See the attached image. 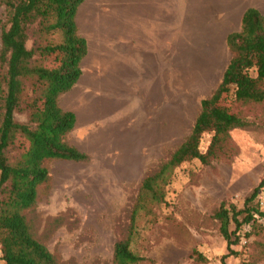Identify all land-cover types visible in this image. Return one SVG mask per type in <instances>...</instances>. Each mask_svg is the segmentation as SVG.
<instances>
[{"label": "rangeland", "instance_id": "1", "mask_svg": "<svg viewBox=\"0 0 264 264\" xmlns=\"http://www.w3.org/2000/svg\"><path fill=\"white\" fill-rule=\"evenodd\" d=\"M161 6L102 8V17H125L126 26L116 42L110 35L94 36L92 50L98 52L97 43L108 38L106 44L124 55L118 61L133 65L99 66L110 89L76 82L59 98L60 106L76 115L65 139L89 157L45 161L48 179L25 212L32 234L58 264H112L114 243L128 237L135 208L130 246L145 258L140 264H264V217L255 215L242 225L228 248L216 216L221 204L242 209L264 178V102L223 97L218 104L249 123L230 131L226 154L207 164L194 159L175 167L161 201L141 191L145 177L190 132L200 101L222 81L230 58L227 34L239 29L247 7L264 14V0H164ZM3 17L0 6V21ZM92 50L82 60L85 76L94 70ZM45 63L52 66L53 57ZM15 118L26 121L21 112ZM210 139V133L203 134L202 152ZM16 151L7 153L9 159ZM253 203L264 211V186Z\"/></svg>", "mask_w": 264, "mask_h": 264}, {"label": "trees", "instance_id": "2", "mask_svg": "<svg viewBox=\"0 0 264 264\" xmlns=\"http://www.w3.org/2000/svg\"><path fill=\"white\" fill-rule=\"evenodd\" d=\"M82 1L0 0L4 16L0 21V259L4 264H58L32 234L25 212L35 205L38 186L48 179L45 161L81 162L89 157L65 139L76 115L59 104L60 96L81 76L80 64L87 54L86 39L79 34L75 21ZM225 44L230 58L222 81L200 101L190 132L169 159L145 177L141 185L144 197L161 201L162 188L175 167L194 159L207 164L224 156L230 131L249 125L219 105V100L231 95L245 103L264 102V14L247 7L239 29L227 34ZM49 57H53L52 66L45 63ZM20 112L26 121L15 118ZM205 133H210L211 139L202 152L199 146ZM12 149L17 150L16 155L9 159L7 153ZM262 186L264 178L244 199L242 209H227L221 204L217 210L219 231L228 248L234 243L232 234L242 225L254 221L255 215L264 217V211L253 203ZM137 211L132 212L128 237L114 243L112 264H140L145 260L130 246Z\"/></svg>", "mask_w": 264, "mask_h": 264}, {"label": "crops", "instance_id": "3", "mask_svg": "<svg viewBox=\"0 0 264 264\" xmlns=\"http://www.w3.org/2000/svg\"><path fill=\"white\" fill-rule=\"evenodd\" d=\"M164 0H83L78 6L75 21L77 24L78 32L81 36L86 39L87 42V54L90 49H94L90 46V42L94 43V36L101 37L104 35L107 37H113L111 42H116L117 38L124 34L122 27L126 26L125 17H113L108 18L106 16L102 17V10L109 8H114L115 10H125L132 11L136 9L148 8L156 10L162 8V3ZM173 1V0H172ZM137 3H139L137 5ZM141 3H151L148 5H141ZM160 3L161 5H158ZM109 4L111 6H109ZM125 5V6H123ZM104 8V9H102ZM105 12V11H104ZM129 14V12H128ZM129 19V18H128ZM130 20V19H129ZM131 21V20H130ZM131 25V23H130ZM109 27V28H108ZM93 41V42H92ZM109 41L108 38L104 40V44H98V52H92V63L94 65V70L88 73L87 76L81 68V76L79 77L77 83L86 84L84 87L89 89H107L111 88L108 84L109 77L104 78L101 70L97 69L99 66L103 68L113 67L114 69H124V67H131L133 63L129 61L128 63L124 61H118L122 59L124 55H121L117 49L111 48L112 46L106 44ZM86 56V55H85ZM106 59V60H104ZM82 65V61L80 67ZM109 74V72H107ZM91 74V75H90ZM81 81V82H80Z\"/></svg>", "mask_w": 264, "mask_h": 264}]
</instances>
